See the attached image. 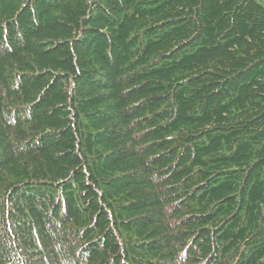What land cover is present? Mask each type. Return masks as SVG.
Masks as SVG:
<instances>
[{"label":"trees","instance_id":"obj_1","mask_svg":"<svg viewBox=\"0 0 264 264\" xmlns=\"http://www.w3.org/2000/svg\"><path fill=\"white\" fill-rule=\"evenodd\" d=\"M0 264H264V0H0Z\"/></svg>","mask_w":264,"mask_h":264}]
</instances>
